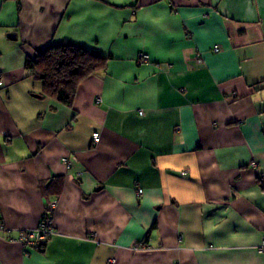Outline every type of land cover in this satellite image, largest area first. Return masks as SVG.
<instances>
[{
	"label": "crops",
	"instance_id": "1",
	"mask_svg": "<svg viewBox=\"0 0 264 264\" xmlns=\"http://www.w3.org/2000/svg\"><path fill=\"white\" fill-rule=\"evenodd\" d=\"M62 43L110 57L71 107ZM0 78V264H264V0H0Z\"/></svg>",
	"mask_w": 264,
	"mask_h": 264
},
{
	"label": "trees",
	"instance_id": "2",
	"mask_svg": "<svg viewBox=\"0 0 264 264\" xmlns=\"http://www.w3.org/2000/svg\"><path fill=\"white\" fill-rule=\"evenodd\" d=\"M109 59L81 45L62 43L27 57L25 70L34 80L42 82L43 97L71 107L80 82L105 69Z\"/></svg>",
	"mask_w": 264,
	"mask_h": 264
},
{
	"label": "built area",
	"instance_id": "3",
	"mask_svg": "<svg viewBox=\"0 0 264 264\" xmlns=\"http://www.w3.org/2000/svg\"><path fill=\"white\" fill-rule=\"evenodd\" d=\"M215 51H219L218 47L214 48ZM138 61L140 63H147L149 61V56L144 53H140L138 55ZM201 62L202 60H198ZM2 80L0 78V85H2ZM140 114H143L141 111ZM93 141L94 143H98L100 141V133H93ZM253 167H257V162H251ZM143 190L140 189L139 193H142ZM56 201H52L48 204L47 209L43 215L41 222L38 227L33 230L22 231L18 237V241L26 248H32L34 250H41L44 246L48 244L50 239L55 235L56 231L53 226V211L56 208ZM5 230V224L0 221V232ZM136 250L146 249V247L142 245L135 246ZM258 251L264 254V234L261 240V243L258 245Z\"/></svg>",
	"mask_w": 264,
	"mask_h": 264
},
{
	"label": "water",
	"instance_id": "4",
	"mask_svg": "<svg viewBox=\"0 0 264 264\" xmlns=\"http://www.w3.org/2000/svg\"><path fill=\"white\" fill-rule=\"evenodd\" d=\"M8 37L11 39H15V34H8Z\"/></svg>",
	"mask_w": 264,
	"mask_h": 264
}]
</instances>
